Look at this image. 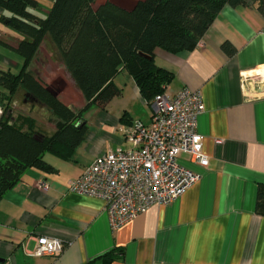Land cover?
Returning a JSON list of instances; mask_svg holds the SVG:
<instances>
[{
  "label": "crops",
  "instance_id": "obj_1",
  "mask_svg": "<svg viewBox=\"0 0 264 264\" xmlns=\"http://www.w3.org/2000/svg\"><path fill=\"white\" fill-rule=\"evenodd\" d=\"M245 1L244 6H224L193 50L155 51V63L172 73L166 94L188 87L202 95L197 132L208 163L178 156L200 179L172 203L153 204L114 230L101 199L68 190V182L96 157L130 148L125 130L134 121H151L150 101L121 69L113 77L119 93L86 112L84 138L72 159L45 154L53 170L26 169L0 199L1 260L84 264L113 250L117 256L109 264H264V216L254 210L257 188L264 185V19L256 0ZM4 13L0 6V67L15 72L21 56L11 49L16 57L7 62L2 54L13 32L2 20ZM224 42L235 49L233 54L221 49ZM48 62V67L54 64ZM59 66L63 76L58 81L74 96L71 101L80 102L78 109L83 97ZM47 86L60 98V88ZM62 101L72 107L68 99ZM50 126L49 134L55 129ZM39 236L61 240L64 250L56 257L30 256Z\"/></svg>",
  "mask_w": 264,
  "mask_h": 264
},
{
  "label": "trees",
  "instance_id": "obj_2",
  "mask_svg": "<svg viewBox=\"0 0 264 264\" xmlns=\"http://www.w3.org/2000/svg\"><path fill=\"white\" fill-rule=\"evenodd\" d=\"M33 1L0 0L5 11L2 20L7 24L20 28L19 22L32 19L20 29L29 39L22 40L16 50L22 58L18 71L7 69L0 74V98L4 100L0 104V199L26 169L53 170L45 154L72 159L84 138L85 113L93 104L104 106L119 93L113 77L121 69L150 101L164 92L172 77L155 63L156 49L170 53L193 50L224 6L246 4L245 0H136L125 8L112 0L97 5L95 0H54L46 16L39 17ZM256 9L264 19V0H256ZM45 38L85 100L77 111L48 90L39 70L27 69ZM221 49L228 55L235 50L228 42ZM19 91L56 117L51 134L40 132L31 116H13L9 103ZM254 210L264 216V185L257 188ZM116 256L111 250L84 264H109Z\"/></svg>",
  "mask_w": 264,
  "mask_h": 264
},
{
  "label": "built area",
  "instance_id": "obj_3",
  "mask_svg": "<svg viewBox=\"0 0 264 264\" xmlns=\"http://www.w3.org/2000/svg\"><path fill=\"white\" fill-rule=\"evenodd\" d=\"M150 105V123L134 121L125 130L130 148L107 150L68 182L70 192L104 202L112 230L153 204L172 203L200 179L199 173L179 162L180 154L190 155L204 166L208 163L202 153L203 137L197 132V118L204 111L200 91L183 87L172 96L162 92L150 100ZM41 186L46 189L47 184ZM35 241L28 252L32 257H56L65 247L57 238L39 236ZM0 264L13 263L7 259Z\"/></svg>",
  "mask_w": 264,
  "mask_h": 264
},
{
  "label": "rangeland",
  "instance_id": "obj_4",
  "mask_svg": "<svg viewBox=\"0 0 264 264\" xmlns=\"http://www.w3.org/2000/svg\"><path fill=\"white\" fill-rule=\"evenodd\" d=\"M103 1H105V0H95L94 5H97ZM112 1L119 3V4L123 5L124 7H130V6H132V4L136 0H112ZM33 2L36 4V9L34 10V13L36 15H38L39 17H44V16H46L49 8L53 5L54 0H34ZM2 19H3V17H2ZM25 20H23V21H25ZM27 20L32 21L31 18H28ZM27 20L25 23L28 24ZM3 21H5V20H3ZM25 23L22 21L19 22V24L21 25L20 28H18V27L14 28V26L7 24V22L5 23V25L7 27H9L13 32H10V31L8 32V35H7L9 38L8 39L9 43L7 44L8 48H4V51H2L3 56L8 59L7 60L4 58V61L9 62L10 60H14L16 56L12 50L14 49V51H16L17 48L19 47V43L22 40H28L29 39V37L20 30V29L25 28L24 27ZM5 25H3V26L5 27ZM53 52H55V55L53 54ZM56 55H57L56 51H55L54 46L52 45L51 41L48 38H45L43 40V43L40 44V46H38L37 54L29 61L28 65H27V69H29L31 72H34L36 69L39 70L41 72V75L43 76V78L46 80L45 81L46 85L49 84V85L60 88L62 90V94L61 93L59 94L60 99H62V100L68 99L69 104L72 106L71 108H73V110H74V107L80 105V102L77 101L76 99L71 101L70 98L72 99L74 96L71 95L70 92L66 90V88L63 90V88H62L63 85L60 83V81H58L59 79H62L63 71H62V67L59 66L61 64H59V62L56 61L57 60L55 58ZM48 61H51V63L54 62V64H52V66L50 65V67H48V65H49ZM10 63L13 64V62H10ZM32 67H33V69H32ZM4 68H5V66L1 65L0 74H1V70L3 71ZM56 68L61 73V75H60L61 77H57V75H59L57 70H55L56 72H54V70H52V69H56ZM59 68H61V70ZM17 71H18V69L15 70V72H17ZM3 102H4V100H1V98H0V104H2ZM84 104H85V100L83 99V104L80 106V108ZM9 105L12 108L13 116L21 114V115H26V116L28 115V116H31L32 118H34L37 122V128L40 132H43V131L46 132V130L48 131V129L50 130V127H51L50 125L54 124V121L56 120V117L53 114H50V112L47 111L44 106H41L39 104H36L33 101H30L29 97L25 96V94H23L22 91H19L18 93H16L14 95V97L12 99V103H9ZM80 108L75 109L74 111H77ZM87 115H89V113ZM84 117H85V115H84Z\"/></svg>",
  "mask_w": 264,
  "mask_h": 264
},
{
  "label": "water",
  "instance_id": "obj_5",
  "mask_svg": "<svg viewBox=\"0 0 264 264\" xmlns=\"http://www.w3.org/2000/svg\"><path fill=\"white\" fill-rule=\"evenodd\" d=\"M48 90H49L54 96H58V91H57L55 88L48 87Z\"/></svg>",
  "mask_w": 264,
  "mask_h": 264
},
{
  "label": "flooded vegetation",
  "instance_id": "obj_6",
  "mask_svg": "<svg viewBox=\"0 0 264 264\" xmlns=\"http://www.w3.org/2000/svg\"><path fill=\"white\" fill-rule=\"evenodd\" d=\"M2 115V114H1Z\"/></svg>",
  "mask_w": 264,
  "mask_h": 264
}]
</instances>
